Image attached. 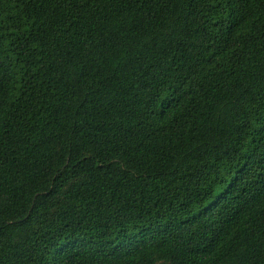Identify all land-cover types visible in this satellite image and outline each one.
Returning <instances> with one entry per match:
<instances>
[{
  "label": "trees",
  "instance_id": "16d2710c",
  "mask_svg": "<svg viewBox=\"0 0 264 264\" xmlns=\"http://www.w3.org/2000/svg\"><path fill=\"white\" fill-rule=\"evenodd\" d=\"M0 264H264V0H0Z\"/></svg>",
  "mask_w": 264,
  "mask_h": 264
}]
</instances>
